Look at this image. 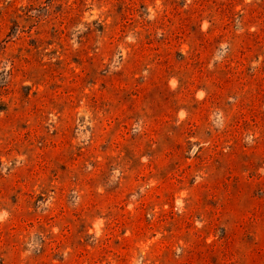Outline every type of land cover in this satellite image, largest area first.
Returning <instances> with one entry per match:
<instances>
[{"label": "rangeland", "instance_id": "rangeland-1", "mask_svg": "<svg viewBox=\"0 0 264 264\" xmlns=\"http://www.w3.org/2000/svg\"><path fill=\"white\" fill-rule=\"evenodd\" d=\"M0 264H264V0H0Z\"/></svg>", "mask_w": 264, "mask_h": 264}]
</instances>
